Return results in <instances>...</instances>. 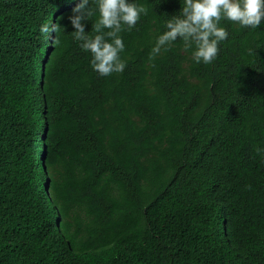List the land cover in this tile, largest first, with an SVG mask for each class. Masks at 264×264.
Segmentation results:
<instances>
[{"label": "trees", "instance_id": "16d2710c", "mask_svg": "<svg viewBox=\"0 0 264 264\" xmlns=\"http://www.w3.org/2000/svg\"><path fill=\"white\" fill-rule=\"evenodd\" d=\"M78 2L0 0V264H264V20L222 21L211 63L149 59L180 3L136 0L101 76Z\"/></svg>", "mask_w": 264, "mask_h": 264}, {"label": "clouds", "instance_id": "9594fccd", "mask_svg": "<svg viewBox=\"0 0 264 264\" xmlns=\"http://www.w3.org/2000/svg\"><path fill=\"white\" fill-rule=\"evenodd\" d=\"M178 12L168 16L164 30L158 32L151 46L149 59L166 51L178 38L183 48L190 51L195 63H211L217 56L219 44L228 37L222 21H231L242 28L256 29L264 20V0H179ZM67 17L70 33L79 48L90 54L89 64L98 75L122 72L126 66L120 54L125 44L120 33L131 30L146 12L136 0H79ZM92 17L91 33L85 23ZM58 23L39 25V32L53 38ZM55 43L60 44L56 38ZM258 152L264 151L257 149Z\"/></svg>", "mask_w": 264, "mask_h": 264}]
</instances>
